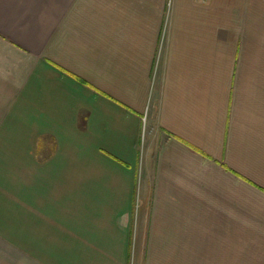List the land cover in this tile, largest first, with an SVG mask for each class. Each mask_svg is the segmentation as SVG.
Segmentation results:
<instances>
[{
    "label": "crops",
    "instance_id": "0c3cea01",
    "mask_svg": "<svg viewBox=\"0 0 264 264\" xmlns=\"http://www.w3.org/2000/svg\"><path fill=\"white\" fill-rule=\"evenodd\" d=\"M0 264H264V0H0Z\"/></svg>",
    "mask_w": 264,
    "mask_h": 264
},
{
    "label": "rangeland",
    "instance_id": "374dc122",
    "mask_svg": "<svg viewBox=\"0 0 264 264\" xmlns=\"http://www.w3.org/2000/svg\"><path fill=\"white\" fill-rule=\"evenodd\" d=\"M261 222H263V221H259L258 224H260ZM258 224H257V225H258ZM251 236H252V234H251Z\"/></svg>",
    "mask_w": 264,
    "mask_h": 264
}]
</instances>
